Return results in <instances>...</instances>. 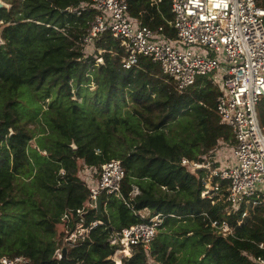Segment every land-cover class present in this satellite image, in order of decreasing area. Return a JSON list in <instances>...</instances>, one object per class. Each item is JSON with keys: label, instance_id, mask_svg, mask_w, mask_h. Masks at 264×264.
<instances>
[{"label": "trees", "instance_id": "obj_1", "mask_svg": "<svg viewBox=\"0 0 264 264\" xmlns=\"http://www.w3.org/2000/svg\"><path fill=\"white\" fill-rule=\"evenodd\" d=\"M6 1L11 9L0 10V259L115 264L110 236L144 222L145 210L164 216L152 251L136 248L122 264H254L251 257H264V206L239 227L244 209L234 215L236 235L223 237L212 222L227 219L225 203L202 197L208 172L182 166L187 158L220 168L234 146L216 112L219 89L208 78L180 94L150 58L125 69L124 51L109 33L87 56L82 41L95 18L94 0ZM127 1L134 19L176 38L169 0ZM258 4L264 8V0ZM258 116L264 128V98ZM113 160L125 170L122 199L104 194L102 215L89 209L79 216L90 196L84 174L99 177ZM225 188L222 182L223 195ZM66 214L71 230L81 219L103 224L58 260Z\"/></svg>", "mask_w": 264, "mask_h": 264}, {"label": "built area", "instance_id": "obj_2", "mask_svg": "<svg viewBox=\"0 0 264 264\" xmlns=\"http://www.w3.org/2000/svg\"><path fill=\"white\" fill-rule=\"evenodd\" d=\"M169 2L175 39H169L163 27L153 30L134 19L127 0H94L91 9L96 13L95 18L83 37L82 46L87 56L93 54L97 41L109 33L124 51L125 69L137 65L141 57L150 58L161 66L163 75L173 81L180 94L204 77L219 89L216 112L221 124L233 135L232 161L214 168L211 161L200 163L184 158L182 166L194 169L193 174L202 169L208 172L202 197L214 201L219 196L225 203L223 212L227 217L212 222V227L223 237H235L236 227L231 218L244 209L237 222L239 227L252 212L264 206V128L258 116V106L264 98V8L259 6L258 0ZM3 44L0 38V45ZM97 62L104 64L102 59ZM97 175L98 172L88 171L83 176L90 196L77 212L79 216L89 209L96 210L97 200L104 194L122 199L125 170L121 162L107 163L100 176ZM222 182L226 185L225 195L221 192ZM132 194L138 195L139 190L135 188ZM140 214L144 222L110 236V245L116 247L110 259L115 264L117 258L121 263L131 258L136 248L151 253L164 216H151L147 210ZM63 221L66 223L64 244L68 249L80 246L103 224L98 221L86 225L81 219L71 230L69 214ZM259 248L264 250V243ZM55 256L62 260L61 248ZM251 259L254 264H264V257ZM0 264H31V261L21 256L3 257Z\"/></svg>", "mask_w": 264, "mask_h": 264}, {"label": "water", "instance_id": "obj_3", "mask_svg": "<svg viewBox=\"0 0 264 264\" xmlns=\"http://www.w3.org/2000/svg\"><path fill=\"white\" fill-rule=\"evenodd\" d=\"M1 9H7V10H10L11 9V5L3 2L2 0H0V10ZM74 148H76L74 145H73ZM187 170L190 172V173H193L194 169L190 168V167H187ZM97 212L102 215L103 214V211H102V197H99L98 200H97ZM68 253H69V249L66 245H63L62 248H61V257L62 259H67L68 257Z\"/></svg>", "mask_w": 264, "mask_h": 264}, {"label": "rangeland", "instance_id": "obj_4", "mask_svg": "<svg viewBox=\"0 0 264 264\" xmlns=\"http://www.w3.org/2000/svg\"><path fill=\"white\" fill-rule=\"evenodd\" d=\"M2 1L8 4V2L6 0H2ZM202 51H203V53H206L205 49H202ZM33 145H34V142H33ZM230 154H231V152L225 153V157H226V160L225 161L226 162H230V157H231ZM58 230H59L60 233L62 232L65 235V233H66V226L65 225H61V226H59ZM113 258H115V257H113ZM117 259L119 260V258H117Z\"/></svg>", "mask_w": 264, "mask_h": 264}, {"label": "bare ground", "instance_id": "obj_5", "mask_svg": "<svg viewBox=\"0 0 264 264\" xmlns=\"http://www.w3.org/2000/svg\"><path fill=\"white\" fill-rule=\"evenodd\" d=\"M117 264H122L119 260H117Z\"/></svg>", "mask_w": 264, "mask_h": 264}]
</instances>
